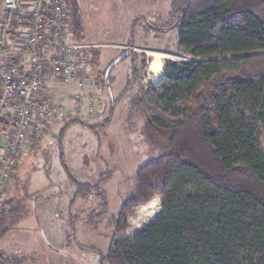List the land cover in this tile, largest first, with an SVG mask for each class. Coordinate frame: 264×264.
I'll return each mask as SVG.
<instances>
[{
  "label": "trees",
  "instance_id": "1",
  "mask_svg": "<svg viewBox=\"0 0 264 264\" xmlns=\"http://www.w3.org/2000/svg\"><path fill=\"white\" fill-rule=\"evenodd\" d=\"M66 3L69 30L77 37L81 3ZM158 29L176 30L185 59L164 60L163 80L147 85L145 59L121 53L109 67L129 58L133 65L108 119L98 127L75 118L59 133L63 162L62 139L71 123L79 122L99 137L111 124L118 101L137 88L131 107L143 115L149 142L164 150L136 171L116 218L110 252L104 256L80 247L96 252L99 264H264V0H172ZM110 74L98 73L95 79L111 89ZM68 177L74 182L73 202L95 194L102 201L95 218L104 217L108 202L103 185L110 173L94 186ZM155 197L163 199L160 216L132 238H123L128 217ZM14 205H0V238ZM92 215L89 225L97 222ZM77 221L68 224L73 240ZM0 264L11 262L1 259Z\"/></svg>",
  "mask_w": 264,
  "mask_h": 264
},
{
  "label": "rangeland",
  "instance_id": "2",
  "mask_svg": "<svg viewBox=\"0 0 264 264\" xmlns=\"http://www.w3.org/2000/svg\"><path fill=\"white\" fill-rule=\"evenodd\" d=\"M171 1L82 0V30L73 41L92 46L84 49V55L94 80L90 86L79 89L77 79L60 83L51 77L48 79V91L66 108V117L50 124L40 138L29 137L12 180L0 191V201L9 195L8 201L16 204L4 240L16 234L23 237L18 238V252H14L18 257L13 264H99L96 252L81 247L95 249L104 256L110 252L117 229L116 218L134 187L136 171L164 151L160 144L149 142L144 133L143 115L131 107L137 88L118 101L111 124L99 132V137L79 122L71 123L62 139L63 162L59 160L57 140L61 129L72 119L98 127L108 119L112 100L123 94L132 61L126 59L110 72L112 91L109 84L95 77L106 72L121 53L135 54L139 62L145 59L143 82L147 85L159 81L149 70L152 61L162 64L163 80L164 60L185 59L178 51L176 30L158 29L168 18ZM124 16L125 20L132 16V22L121 24ZM62 163L73 180L82 185H97L103 174L110 173L103 185L108 210L100 220L95 218L101 212L102 201L98 196L94 194L86 200L73 202L74 182H70ZM162 200V197H155L139 206L128 217L123 238H132L153 223L161 214ZM91 214L92 221H97L94 225H89ZM72 218H78L75 240L68 233Z\"/></svg>",
  "mask_w": 264,
  "mask_h": 264
},
{
  "label": "built area",
  "instance_id": "3",
  "mask_svg": "<svg viewBox=\"0 0 264 264\" xmlns=\"http://www.w3.org/2000/svg\"><path fill=\"white\" fill-rule=\"evenodd\" d=\"M0 10V53L8 48L10 54L0 80L3 191L12 180L29 137L39 138L50 124L66 117V108L48 91V79H77L78 88L83 89L94 78L84 55L92 46L73 41L66 0H0Z\"/></svg>",
  "mask_w": 264,
  "mask_h": 264
},
{
  "label": "crops",
  "instance_id": "4",
  "mask_svg": "<svg viewBox=\"0 0 264 264\" xmlns=\"http://www.w3.org/2000/svg\"><path fill=\"white\" fill-rule=\"evenodd\" d=\"M81 2V8H82V0H80ZM157 2V1H156ZM155 2V3H156ZM154 3V4H155ZM0 13H1V10H0ZM132 22V16H130V18L126 19L125 20V16L122 18L121 20V24L123 23H131ZM132 27V24L130 26V29ZM70 31V35L71 37L76 40L77 37L72 33L71 30ZM1 35H0V39H1ZM3 43H6L5 40H2ZM111 44H116V45H121L122 43H111ZM121 53V52H120ZM9 51H8V48H4L3 51L0 53V80H1V75L2 73L7 69L8 67V63L10 61V57H9ZM120 56V55H119ZM116 58V57H115ZM114 60V59H113ZM113 62V61H112ZM115 69V68H114ZM113 69V71H114ZM56 83H60V82H56ZM47 86L49 87V81H47ZM17 175L19 177V169H18V172H17ZM9 196V195H8ZM8 196H4L3 198H1V201L0 203L2 204V202H6L8 201ZM0 204V205H1ZM22 236V235H21ZM20 235L16 234V235H13V237L10 239V240H4V238L6 237L5 235H3L0 239V262H1V259H4L6 260L7 262H11V264H13L15 262V259L16 257H18V253L17 254H14V252L17 251V243L20 239H23V237H21ZM19 238V240H18ZM6 243V244H5ZM9 250H11V252H9ZM18 252V251H17Z\"/></svg>",
  "mask_w": 264,
  "mask_h": 264
},
{
  "label": "bare ground",
  "instance_id": "5",
  "mask_svg": "<svg viewBox=\"0 0 264 264\" xmlns=\"http://www.w3.org/2000/svg\"><path fill=\"white\" fill-rule=\"evenodd\" d=\"M149 70L151 71L152 74H154L155 80L162 79V74H161L162 64L158 60H154L150 63Z\"/></svg>",
  "mask_w": 264,
  "mask_h": 264
},
{
  "label": "water",
  "instance_id": "6",
  "mask_svg": "<svg viewBox=\"0 0 264 264\" xmlns=\"http://www.w3.org/2000/svg\"><path fill=\"white\" fill-rule=\"evenodd\" d=\"M117 62H118V61H117ZM117 62L113 63V64L107 69V71H106L107 75H109V73L111 72V70L113 69V67L116 65Z\"/></svg>",
  "mask_w": 264,
  "mask_h": 264
}]
</instances>
